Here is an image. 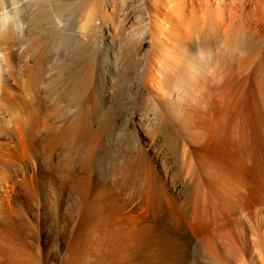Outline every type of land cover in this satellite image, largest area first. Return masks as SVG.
<instances>
[{
    "label": "bare ground",
    "instance_id": "6f19581e",
    "mask_svg": "<svg viewBox=\"0 0 264 264\" xmlns=\"http://www.w3.org/2000/svg\"><path fill=\"white\" fill-rule=\"evenodd\" d=\"M51 1L53 11L43 9L35 19L37 28H50L49 40L33 32L29 44H18L16 39L4 46L0 43L5 61L0 63V114L6 113L7 124L0 118L11 128L0 121V133L10 139L0 142V207L18 197L22 186L38 195L39 177L20 178V172L41 152L50 168L60 166L66 185L71 176H89L85 171L93 164L101 133L115 113H133L145 140L163 142L186 163L192 158L187 145L190 132L186 134L177 117L184 107L175 108L184 92L182 81L192 82L201 117H212L216 111L224 121L234 105V71L227 66L219 80L218 75L212 77L203 88L197 86L199 79L205 71L215 75L218 46L227 47L233 39L245 44L252 37L257 42L264 39V0H81L75 5ZM241 71L238 76L245 75ZM77 146L84 151L76 160ZM193 159L187 166L193 176H183L173 192L158 191L148 179L142 194L147 199L143 202L147 207L142 204V208H152L154 214L167 210L170 226L184 227L183 236L171 228L178 237L166 233L167 237H160L157 230L150 240L122 243L124 264H144L141 248L147 246L151 251L144 252L145 264H152L154 258L160 264H264V175L237 176L235 182L225 176H201L207 168L200 172ZM130 165L131 171H137L135 162ZM145 231L146 236L151 234L149 228ZM7 238L0 233L2 258L34 264L33 252H23L25 247L16 245V239L14 244ZM107 250L103 254L109 259L112 253Z\"/></svg>",
    "mask_w": 264,
    "mask_h": 264
},
{
    "label": "rangeland",
    "instance_id": "374dc122",
    "mask_svg": "<svg viewBox=\"0 0 264 264\" xmlns=\"http://www.w3.org/2000/svg\"><path fill=\"white\" fill-rule=\"evenodd\" d=\"M43 1H46V3L42 4ZM64 2L68 5L71 3L75 5L80 3L81 0H64ZM91 2L92 0H90ZM43 9L53 11L52 1L0 0V43L2 44L0 45L4 46L9 39H16L18 44H29L32 42L33 32H38L44 40H49L50 28H37L35 25L37 14ZM43 24L51 26L47 21H44ZM252 38L246 44L233 39L227 47L218 46L216 48L217 65L215 75L205 71L203 78L199 79L197 84V86L203 88L213 79L212 77L218 75L216 80H219L220 74L224 73L227 66L232 68V72L234 71L233 76L235 77V79L233 77V84H231V86L233 85L231 90L233 91L234 105L230 109L229 117L225 118L226 120L224 119L221 122L220 119L223 120V118L218 117V113L215 111V117L213 114L212 117H206L207 121L211 120L212 122L205 121V117H201V114L199 115L198 113L197 100L193 97L192 82L189 80L182 81L184 88V92L180 97L182 102L179 100L175 108L178 105V107L180 105L184 107V109H181L183 112L177 117L182 120L183 125L185 124L182 127L186 130V134L190 132L187 145L191 149L192 158L188 159V161L190 160L189 162H191V159L194 158L193 163H197L195 167L200 172H205L203 169L207 168L205 172L207 174L201 173V176H225L235 182L239 179V177L238 179L236 178L237 176L264 175V103H262L264 100L262 101L261 99V96L262 98L264 97V39L257 42L254 37ZM242 44L244 47H242ZM45 45L43 44V46ZM255 49L260 50L259 53L257 50V52L253 51ZM27 60L31 62L30 58ZM1 61L5 62L4 58L0 56V63ZM241 70L243 75L245 74L244 76H240V74L238 76ZM261 74H263L262 77ZM245 76L246 78H244ZM255 76L261 77L259 78L260 82L257 79L258 77L256 78ZM3 114L5 115L1 113L0 117L7 120V117H4L6 113ZM115 114L112 119L110 118L111 121L108 123L110 125L104 128L101 133L102 138L97 145L95 157L92 160L93 164L89 168L87 167L89 171H85L88 175L90 174L89 176H71L69 184L66 185L62 178L60 166L55 164V170L53 166L50 168L43 152L38 154L39 156L34 157L36 162L34 164L31 162L32 167L30 161L26 162L27 164L22 163L24 165L22 166V172H20V178L27 175L31 177L34 176L32 174H35L40 179V189H38V195L34 197L22 186L18 197H15L11 201L12 203L10 202L11 206L9 202H5V207H0V233L5 238L8 237L10 241L14 240V244L18 241L20 244L16 243V245H19V247L22 245L21 248L25 247V249L22 248L23 252L30 255L33 252L30 258L34 264H124L120 244H128L132 240L139 241L145 238L150 240L152 239L150 237L154 233L156 234L157 230L162 234L160 237L164 238L167 235L170 237L169 234L172 237H178L184 233V227L181 226L182 228L179 227L177 228L179 231H176V225L175 228L173 227L174 225L170 226L171 221L169 215H167V210L160 209V211L163 210L168 218L161 216L162 212L160 211L161 214L159 212L154 214L156 210L154 211L152 208L149 209L148 207L145 210L144 207H147L145 200L147 199L142 194L145 193L148 179L151 182L154 181L153 183L158 191L169 190L168 192H173L175 185H181L183 176H193L187 172L189 162L185 163L178 159L179 157H176V154H173L163 142L155 141L154 143L153 141L145 140L142 132L139 131L140 129L133 113L122 112L120 115L119 113ZM1 118L0 121L2 122ZM214 118L217 119L214 121ZM5 119L3 122L7 124L8 121L5 122ZM6 124H3L6 129H11ZM231 129L236 130L239 134ZM235 133L237 134L235 135ZM2 134L1 132L0 135ZM4 136V134L0 136V142L10 140L8 138L4 139ZM15 138L19 140L17 137ZM15 138L14 140L17 141ZM234 139L242 140L237 142ZM80 150L84 151L77 146L73 152V157L76 160L81 154ZM55 159H58L57 154ZM134 159H137V162ZM134 162L137 170L135 172L130 169V164ZM201 164L206 167L202 168ZM137 166H140V168ZM24 172L29 173L25 175ZM144 201L145 203L143 204ZM14 221L15 223H13ZM2 224L5 225L3 226ZM1 226L4 228L3 231L7 233L3 234ZM159 226H162V228ZM164 227L167 229L165 230ZM145 228H149L151 234L146 236L149 232H146ZM171 228L176 232L175 235L178 236H174L175 232ZM141 236L144 237L142 238ZM8 238L7 241H9ZM11 242L13 243V241ZM106 247H108L107 252L112 253V257L109 259L103 254L106 252ZM141 249V259H144L145 264V251L150 253L151 250L149 246ZM11 260L7 256L2 258L0 254V264H9V261L10 264L12 262H14L13 264H22V261H24L23 264H30L28 263L29 260H19L20 262ZM153 261L152 264H160L159 259L154 258Z\"/></svg>",
    "mask_w": 264,
    "mask_h": 264
}]
</instances>
